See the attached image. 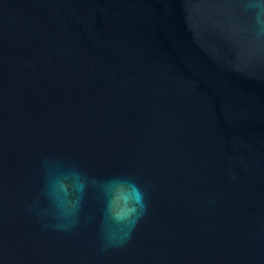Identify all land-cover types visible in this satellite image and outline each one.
Instances as JSON below:
<instances>
[{
    "label": "water",
    "instance_id": "water-1",
    "mask_svg": "<svg viewBox=\"0 0 264 264\" xmlns=\"http://www.w3.org/2000/svg\"><path fill=\"white\" fill-rule=\"evenodd\" d=\"M255 31L245 0H0V264H264Z\"/></svg>",
    "mask_w": 264,
    "mask_h": 264
},
{
    "label": "clouds",
    "instance_id": "clouds-1",
    "mask_svg": "<svg viewBox=\"0 0 264 264\" xmlns=\"http://www.w3.org/2000/svg\"><path fill=\"white\" fill-rule=\"evenodd\" d=\"M245 8L253 11L257 39L264 38V0H245ZM131 196H125V209L116 219L125 222L127 226L134 224L143 215L146 208L143 192L136 185Z\"/></svg>",
    "mask_w": 264,
    "mask_h": 264
}]
</instances>
